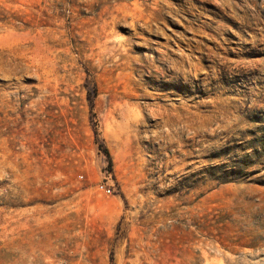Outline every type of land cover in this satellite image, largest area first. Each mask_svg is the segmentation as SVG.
Wrapping results in <instances>:
<instances>
[{"label": "rangeland", "instance_id": "rangeland-1", "mask_svg": "<svg viewBox=\"0 0 264 264\" xmlns=\"http://www.w3.org/2000/svg\"><path fill=\"white\" fill-rule=\"evenodd\" d=\"M0 264H264V0H0Z\"/></svg>", "mask_w": 264, "mask_h": 264}, {"label": "built area", "instance_id": "built-area-1", "mask_svg": "<svg viewBox=\"0 0 264 264\" xmlns=\"http://www.w3.org/2000/svg\"><path fill=\"white\" fill-rule=\"evenodd\" d=\"M97 190H98L99 192H102V193H105V194L110 193V190L107 189L106 187H104L103 185H99V186L97 187Z\"/></svg>", "mask_w": 264, "mask_h": 264}, {"label": "bare ground", "instance_id": "bare-ground-1", "mask_svg": "<svg viewBox=\"0 0 264 264\" xmlns=\"http://www.w3.org/2000/svg\"><path fill=\"white\" fill-rule=\"evenodd\" d=\"M176 63V62H175ZM179 64V63H178Z\"/></svg>", "mask_w": 264, "mask_h": 264}]
</instances>
